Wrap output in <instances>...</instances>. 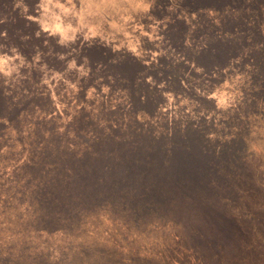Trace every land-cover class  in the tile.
I'll list each match as a JSON object with an SVG mask.
<instances>
[{
  "label": "rangeland",
  "instance_id": "rangeland-1",
  "mask_svg": "<svg viewBox=\"0 0 264 264\" xmlns=\"http://www.w3.org/2000/svg\"><path fill=\"white\" fill-rule=\"evenodd\" d=\"M37 1L40 4L39 0L30 4L33 14L41 10L36 11ZM114 1L84 0L81 4L70 0L72 10L67 14L56 8L45 12L47 18L70 28L55 34L41 31L40 38L48 45L53 41L62 45V49L49 51L78 71L67 75L57 69L50 81L30 79L34 92L49 96L51 104L37 105L35 112L20 115L17 145L0 156V264L9 260L14 264H257L258 260L260 264L264 260V0H211L196 7L188 6L186 0H149V17H143L142 23L161 22L147 26L130 49L155 43L163 61L177 65L175 74L181 75L194 96L173 90L170 100L166 92L164 100L159 99L152 111L141 112L129 129L133 133L140 130L139 135L159 134L170 131L172 123L191 127L198 134L197 141L188 140L192 135L188 130L183 141L169 136L151 145L146 138L135 141L143 154L125 158L120 152L108 162L86 158L70 164L69 174L85 173L77 191L67 195L56 185L55 192L50 179L42 183L53 189L58 219L52 224L41 221L51 212L43 213L36 191L30 192L29 187L28 195L26 191L17 195L12 190L10 172L29 160V150H33L29 135L41 136L39 129L33 130L40 119L52 122L49 144L55 150L67 134L64 126L72 121L82 124L86 118H97V113L105 131L128 122L113 116L117 111L128 115L129 110L125 87L115 84L121 88H109L112 76L107 80L98 74L81 88L74 85L88 74L85 62L78 66L74 61L90 60L78 53L83 38L78 36L80 30L98 29L88 33L96 36L95 41L115 38L119 43L125 37L104 33L105 19H91L97 23L95 30L87 21L90 18L83 20L87 13L96 17V8L105 9L106 4L114 10ZM117 1L125 5L127 13L136 12ZM46 3L42 0L41 5ZM144 3L139 2L138 10H143L132 20L145 11ZM175 16L182 20L180 26L173 22ZM81 21L86 28H79ZM123 21L114 29L126 30ZM171 30L181 31L178 49L167 47ZM222 49L226 56L219 59ZM207 50L215 52V59H205ZM5 51L9 56H0V75L9 87L5 91L13 97L21 91L27 93L24 87L14 90L19 80L29 78V68L43 61L44 50L38 44L30 60L21 59L13 49ZM207 61L213 62L210 68L202 65ZM106 110L113 112L111 116ZM72 133L79 132L74 129ZM68 139L73 137L65 140L67 147L73 142ZM148 149L151 156L146 154ZM59 160L54 155L44 162V178L65 171L56 164ZM25 169L29 172L27 165ZM95 178L100 182L98 193L91 187Z\"/></svg>",
  "mask_w": 264,
  "mask_h": 264
},
{
  "label": "trees",
  "instance_id": "trees-1",
  "mask_svg": "<svg viewBox=\"0 0 264 264\" xmlns=\"http://www.w3.org/2000/svg\"><path fill=\"white\" fill-rule=\"evenodd\" d=\"M47 3L43 6L42 0H39L40 4L35 2L34 5L38 6L39 13L33 14L30 4L32 0H0V56H9L8 53L3 50L13 49V51H18L21 59L30 60L33 56L34 49L39 44L43 52V61L38 65L30 67L29 78L25 80H19L17 87L14 91H17L21 88H26L27 93L21 91L20 95L12 96L11 93L5 91L9 88L2 76L0 75V156L8 155L10 152L14 151L15 146L17 145V131L21 126V114L23 113H32L35 112V107L37 105L48 106L51 104L49 101V96L43 93L34 92L33 80L42 77V79L51 80L54 76V72L58 71L57 69H63L62 71L66 72L67 75L72 73V71L77 72V68H69L70 64H66L65 61H58L57 53H52L49 50L56 51L62 49V45L58 42L53 41L51 44H46L40 38L38 32L43 31L44 33L55 34L57 32H62L70 28L67 23L62 21L57 22L52 18H47L45 12L50 11L54 8L60 10V14H67L68 11L72 10L70 0H46ZM79 3H84V0H77ZM144 1L145 11L142 15L138 16V20H132L135 18L136 14L143 9L138 10L139 2ZM211 0H186L188 6H199ZM113 2H115L113 0ZM120 2H125L129 7H131L136 12L129 14L128 10H125L124 4H119L116 0L114 4V10H109L107 8L103 9L102 7H97V15L87 13L83 16V20L88 19L91 29L95 30L97 28V23L93 22L91 19L102 18L106 20V30L104 33L117 35L118 33L125 34L124 39L116 43L113 40L108 41L101 39L95 41L96 36H88V33L94 34L98 31H88L87 28L82 25V21L79 27L80 29H85L86 32L80 30L78 33L83 35L80 42L78 53L82 52L89 61H74L75 65L82 66V62L87 64L88 74H84L80 78L79 83L74 85L77 88H81L88 83L93 82L97 78L98 74L105 76V79L108 80V76H112V80H109V88H121L115 84H122L125 88H122L126 94V106L129 110V114L123 113L122 111H117L118 115L116 116L122 122H127L126 125L121 123L119 127H113L110 131H105L102 125L99 122L100 114L97 115V118H86L85 123L77 124L75 122L68 123L67 126H64L67 133L60 141H58V148L55 150L52 145L49 144V136L52 134L48 131L51 127V121H46L40 119L39 122L34 126L35 128L41 131V136L39 138H33L32 132H30L28 142L31 144L33 150L27 155L29 158L28 161L24 162L20 168L12 170L10 172V186L12 190H16L19 193L17 195H23L22 192L26 191L28 195V189L30 187L31 191H36L39 202L37 204L42 205L44 210L43 213H49L47 216H42V222H48L52 224L58 219V215L55 213L58 210H55V202L52 196V190L55 192L58 190L55 188L63 187L65 194H70L77 191L78 188L84 183L85 173L80 172L78 175L73 176L69 174L68 166L73 163L86 160V158L91 159L94 163H99L98 159H106L107 162L111 159H114L115 153H120L125 157H132L134 155L143 154L140 146L136 145L135 141L139 142L141 139L146 138L150 145L153 142H164L169 136L170 139L180 138L182 141L185 140L188 136V130H192L191 127L171 124L170 131H164L159 134L148 133L139 135V131L133 133L129 128L138 122L137 117L143 111H152V108L158 103L159 99H163V95L166 92H169L170 100L173 99V90L177 92L178 90H184V95H193L190 89L186 88L184 80L181 78V75L175 74L177 65L174 62L168 63L163 61V56L160 54V51L156 49V44L152 43L148 47H138L136 46L133 50L130 49L131 45H137L140 41L141 36L145 33V28L147 26H152L153 24H158L161 20H151V23H142V18L149 17L150 5L149 0H120ZM153 2V1H152ZM161 3L157 6V10H160ZM85 6L81 9L85 11ZM35 11V12H36ZM91 12V10H89ZM114 12V13H113ZM130 15V16H129ZM154 15L152 11L151 17ZM130 17V18H129ZM137 17V16H136ZM119 19V20H118ZM125 19L124 27L126 30H117L114 29L117 26V23H121ZM173 22L180 26L183 22L180 17L175 16ZM172 31V32H171ZM169 38L167 40V47L171 50L172 46L177 47L180 45L182 37L181 31L171 30ZM42 36V34H41ZM154 42V41H152ZM154 45V46H153ZM219 51V59L226 56V50ZM128 51H130L129 54ZM207 54L204 56L205 59H215V52L211 53V50H207ZM120 58H115L119 57ZM110 57H114L110 58ZM79 62V64H77ZM192 64L194 61H190ZM212 61L204 62L202 65L206 68H210ZM56 68V69H55ZM31 79V80H30ZM154 80V82L152 81ZM36 82V81H35ZM114 82V83H113ZM41 85V83H40ZM186 86V87H185ZM180 93H177L175 96L179 97ZM194 96V95H193ZM107 115L113 113L106 110ZM103 115V114H102ZM26 118L27 115L25 114ZM80 116V115H79ZM109 116V117H110ZM76 119V118H74ZM113 120L115 119L112 118ZM16 127V128H15ZM74 129L78 130V134L72 133ZM72 130V131H71ZM192 132V131H190ZM73 137V140L68 139L69 147L65 145V140L68 137ZM190 139L197 141L198 134L196 131L192 132ZM174 146V144H170ZM72 148V149H70ZM77 150H74V149ZM73 150V152H72ZM165 154H168L169 151L164 150ZM147 156H151V151L148 149L146 152ZM57 155L59 161L56 164H60L65 171L58 173L59 175L46 176V168L44 162L46 160L53 159V156ZM14 157V156H13ZM1 162V158H0ZM102 164H105L102 162ZM151 164V163H150ZM27 165L26 171L25 166ZM98 164H95V168ZM148 167V166H147ZM148 169V168H147ZM34 175L35 177H29ZM40 176V177H39ZM79 177V178H78ZM50 179L54 182L53 189L51 187H45L42 183ZM32 183L29 185L28 181ZM22 181H25L24 184ZM91 187L94 189L93 193H98L100 187V182L97 178L91 183ZM38 191V193H37ZM29 192V193H30ZM16 195V196H17ZM23 202L27 201L22 199ZM46 206V207H44ZM55 211V212H54ZM264 235V233L262 232ZM260 238V237H259ZM261 257L264 258V252L261 253ZM31 260L30 258H27ZM5 260V258H4ZM36 263H39V259H35ZM8 264H14L13 260H9ZM257 264L259 261L257 260ZM264 264V260L260 263Z\"/></svg>",
  "mask_w": 264,
  "mask_h": 264
}]
</instances>
